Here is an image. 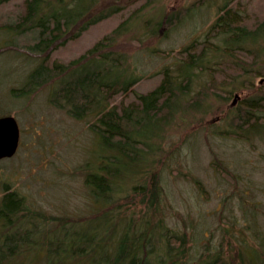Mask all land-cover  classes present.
<instances>
[{"label": "trees", "instance_id": "16d2710c", "mask_svg": "<svg viewBox=\"0 0 264 264\" xmlns=\"http://www.w3.org/2000/svg\"><path fill=\"white\" fill-rule=\"evenodd\" d=\"M217 3L216 19L202 39H193L179 50L172 67L164 66L155 73L159 77L150 89L137 90L141 77L136 76L128 54L116 43L131 33L128 21L146 0H0V35H6L15 49H24L34 55L30 58L38 59L24 83L12 88V95L23 97L48 85L49 103L75 119H84L96 143L93 159L82 163L83 184L95 205L91 217H82L90 224V230L83 234H78L76 220L67 216L60 218L61 223H48L42 211L27 206L24 196L2 182L0 264L20 260L19 254L42 242L35 236L53 233L56 227L62 236H52L47 251L75 257L80 264L89 259L92 264H257L264 259L261 250H253L254 256L247 251L245 256L243 238L226 257L220 250L202 251L198 259L184 257L188 251L186 233L168 227L154 214L160 210L161 188L150 159L162 138L161 129L177 114L182 118L189 108L197 111L208 90L217 86L212 94L219 97L220 92L248 89L241 104L227 111L224 128L215 135L264 141V83L255 82L257 76H264V13L248 10L240 0ZM124 10L129 16L82 55L67 61L61 57L51 60L54 49L64 48L97 24L125 14ZM178 13L158 16L154 22L138 18L148 35L154 36L160 25L167 30L176 25L181 17V11ZM26 54L18 51L20 56ZM194 78L201 84L193 92ZM148 163L151 168L146 167ZM223 166L221 171H228V166ZM136 172H144V177L135 184L131 181ZM121 174L126 180L119 179ZM120 192L138 195L144 209L137 215L121 213L113 205ZM71 234L75 237L64 247L62 240Z\"/></svg>", "mask_w": 264, "mask_h": 264}, {"label": "rangeland", "instance_id": "374dc122", "mask_svg": "<svg viewBox=\"0 0 264 264\" xmlns=\"http://www.w3.org/2000/svg\"><path fill=\"white\" fill-rule=\"evenodd\" d=\"M240 1L248 10L264 13V0ZM217 6V0H146L139 13L128 21L131 33L121 36L116 43L128 54V63L135 68L136 76L141 77L137 90L150 89L159 77L154 74L164 66L172 67L181 48L193 39H202L216 19ZM134 7L128 10L131 12ZM180 11L176 25L168 30L160 25L154 36L148 35L138 18L154 22L158 16ZM128 16L125 11L97 24L78 40L54 49L51 60L61 57L67 61L82 55ZM18 49L8 42L6 35H0V116L13 115L19 126L17 150L0 159V187L3 182L16 190L24 196L26 205L42 211L50 224L61 223V217L73 218L78 224V234H83L90 230V224L82 217H91L95 205L83 184L82 163L93 159L95 138L84 119H75L49 103L48 85L23 97L12 95V88L24 83L38 60L30 58L34 56L32 53ZM18 51L28 54L20 56ZM255 82L264 83V76H257ZM199 84L201 80L194 78L193 92ZM217 90V86L208 90V97L201 100L197 111L189 108L182 118L177 114L171 124L162 127V138L158 139V148L150 159L161 188L160 210L154 214L168 227L186 233L188 251L184 257L192 259H198L202 251L214 250H220L226 257L235 252L242 238L246 240L240 245L245 256L247 251L250 256L260 250L264 253V141H236L214 134L224 128L227 111L236 109L248 91L239 88L231 93L220 92L221 96L216 97L212 93ZM223 165L228 166V171H221ZM146 167L151 165L148 163ZM143 173H134L131 182L143 181ZM119 179L126 180V175L121 174ZM139 198L130 192H120L113 205L121 213L137 215L144 209ZM231 220L235 223L231 224ZM52 236L61 238L59 227L53 233L45 231L35 236L44 242L32 245L26 254H19L21 259L17 258L13 264L81 263L59 251L48 252ZM73 237L71 234L63 239V246L68 247ZM256 262L264 264V259ZM87 264H92L91 259Z\"/></svg>", "mask_w": 264, "mask_h": 264}, {"label": "water", "instance_id": "95a60500", "mask_svg": "<svg viewBox=\"0 0 264 264\" xmlns=\"http://www.w3.org/2000/svg\"><path fill=\"white\" fill-rule=\"evenodd\" d=\"M18 144L19 126L15 117L10 114L0 116V159L12 156Z\"/></svg>", "mask_w": 264, "mask_h": 264}]
</instances>
